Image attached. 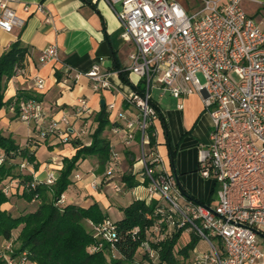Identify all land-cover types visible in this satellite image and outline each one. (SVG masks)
<instances>
[{
    "label": "built area",
    "instance_id": "2783aa9c",
    "mask_svg": "<svg viewBox=\"0 0 264 264\" xmlns=\"http://www.w3.org/2000/svg\"><path fill=\"white\" fill-rule=\"evenodd\" d=\"M105 1L121 21V37L135 46L127 71L137 77L136 87L141 86L125 99L135 109L134 115L119 113L111 131L122 134L125 144H139L147 202H159L155 221L147 230L150 236L141 246L148 257L136 264H159L152 243L162 240L169 229L182 228L195 231L209 245V250L196 252L193 264H258L264 255L258 241L259 235L264 236V29L243 9L244 0H203V6L193 13L176 0ZM23 8L29 12L31 6ZM0 9V28L11 32L21 20L10 0H0ZM37 9L43 11V5L38 4ZM58 60L60 52L54 44L39 54L41 64ZM24 73L25 68L20 67L14 75ZM86 75L94 91L112 87L98 62ZM35 85L44 88V79L38 77ZM159 86L178 99L198 94L203 110L211 116L210 140L198 146L199 172L214 182L211 202L184 193L151 140L156 138L154 127L159 119L152 89ZM77 101L73 116L84 121L93 111L87 98ZM12 104L19 119L34 124L42 139L53 135L68 143L88 131L86 122L77 128L68 115L61 120L48 118L38 99L22 97ZM115 106L111 103L109 108ZM120 158L112 150L107 176L114 174ZM4 159L0 152V165ZM27 165L23 160L20 167L24 170ZM57 177L51 172L45 182L53 184ZM113 188L122 191L117 183ZM4 191L9 193L6 188ZM64 202L63 193L58 203ZM114 224L106 218L93 225L100 242L92 251L101 249L104 242L116 250L119 236ZM139 230L137 226L135 231ZM5 250L0 253L6 264L30 263L26 251L12 255V242Z\"/></svg>",
    "mask_w": 264,
    "mask_h": 264
},
{
    "label": "crops",
    "instance_id": "0c3cea01",
    "mask_svg": "<svg viewBox=\"0 0 264 264\" xmlns=\"http://www.w3.org/2000/svg\"><path fill=\"white\" fill-rule=\"evenodd\" d=\"M10 1L21 22L17 23L11 32L0 28V58L10 45L18 40L28 50L22 66L25 73L13 75L7 83L4 96L6 104L0 110V127L6 135L12 134L17 143L28 147L34 153L37 167L28 163L27 167L20 171L33 174L37 181L43 182L51 172L59 176L63 159L71 158L78 145L91 144L92 133L97 126L95 116L103 108H106L111 123H114L121 112L129 116L134 115L135 109L125 99L135 90L138 83L137 77L127 71L132 63L130 54L135 46L121 37V21L116 11L105 0ZM176 1L189 13L196 12L203 6V0ZM225 1L227 0H221ZM25 4L31 6L29 12L24 10ZM38 4L43 5V11L37 9ZM242 6L264 29V0H244ZM47 17H50L49 20ZM50 44L58 47L60 60L39 63L40 52ZM97 62L108 75L112 85L110 89L94 91L91 87L92 80L86 73ZM122 70L126 72L125 77L121 75ZM77 74H80L78 78ZM38 77L44 79L45 86L42 89H37L35 85ZM20 91L28 97L42 101L48 118L61 120L63 116L68 115L77 128L86 122L87 133L73 136L68 143L61 142L58 136L53 135L42 139L34 124L21 121L18 113L11 109ZM82 97L88 99L93 111L84 121L73 116L77 100ZM152 98L160 110L154 127L155 143L165 167L176 175L179 186L188 195L200 202L213 201L214 182L202 176L198 163V146L209 142L212 128L211 116L203 110L202 98L198 94H191L178 99L160 86L152 89ZM111 103H115L114 109L109 108ZM111 127L105 129L104 136L110 139L111 150L121 155L120 165L127 163L129 170H132L130 174L139 184L130 186L123 179L125 190L116 192L113 186L119 180L116 178L117 170L112 176H107V169L100 167L98 157L91 155L81 161L73 171L72 182L64 192V204L89 207L97 202L116 222L124 216L122 207L128 206L135 199L147 200L148 193L147 181L141 174L139 144H125L123 135L113 133ZM94 183L98 184L97 187H93ZM3 184L8 188L10 201L4 203L2 209L16 215L36 208L38 201L27 202L20 197L21 187L19 188L17 179L7 178ZM16 231L14 237L18 235L19 229ZM171 231L173 229H169L167 235ZM190 231L186 229L181 235L182 238L188 234L184 244L190 239ZM258 241L264 251V236L259 235ZM5 242V239L0 238V247H3ZM199 242L190 252L189 258L182 260L180 264H193L196 252L209 250L198 248ZM217 244L222 248L219 241ZM112 253L119 255L117 250ZM258 264H264V255Z\"/></svg>",
    "mask_w": 264,
    "mask_h": 264
},
{
    "label": "trees",
    "instance_id": "16d2710c",
    "mask_svg": "<svg viewBox=\"0 0 264 264\" xmlns=\"http://www.w3.org/2000/svg\"><path fill=\"white\" fill-rule=\"evenodd\" d=\"M27 50L18 40L12 43L0 58V110L6 104L4 96L7 83L15 74L16 68L23 66ZM125 74L122 70L121 75ZM135 88L140 89L141 86ZM22 97L28 96L20 91L17 100ZM153 104L160 115L157 104ZM95 120L97 126L92 133L91 144L78 145L71 158L63 159V167L53 184L39 182L33 174L20 171L23 160L37 167L34 153L28 147L17 143L12 134L6 135L0 127V152L6 156L4 163L0 165V237L11 240L14 238V231L19 229L15 239L18 247L14 249L13 256L26 251L29 261L37 264H136L144 256L148 257L145 253L138 259V254L143 242L150 236L147 230L155 221V208L159 203L157 200L147 202L146 199H135L128 206L121 208L124 216L114 224L119 236L116 243L119 255L112 253L108 242H104L103 247L97 251L91 250L100 240L95 238L93 230L87 226L88 223L96 225L110 218L99 203L95 202L89 207L58 203L71 184V175L81 161L95 155L99 159L100 167L106 168L111 160V142L104 136V131L113 123L110 122L106 108L96 114ZM151 140L156 142V138ZM7 178L18 180L21 198L28 202L38 201L34 210L13 215L10 211L2 209V205L10 201V196L5 193L3 187V181ZM123 179L130 186L139 184L132 174L124 175ZM182 190L184 191L183 188ZM137 226L140 230L136 232ZM185 230L186 228L173 229L162 240L152 243L158 252L159 264H180L182 260L189 258L190 252L200 241V236L192 230L189 241L180 245L179 241ZM0 264H6L1 253Z\"/></svg>",
    "mask_w": 264,
    "mask_h": 264
},
{
    "label": "rangeland",
    "instance_id": "374dc122",
    "mask_svg": "<svg viewBox=\"0 0 264 264\" xmlns=\"http://www.w3.org/2000/svg\"><path fill=\"white\" fill-rule=\"evenodd\" d=\"M191 13V12H190ZM200 79H202L203 80V78H202V76L200 75ZM140 150H139V158H140ZM129 158V161L131 162V156H129L128 157ZM129 162V163H130ZM141 164V163H140ZM129 165H127V163H123V164H121L120 165V162L118 163V168L119 169H116L117 171H116V173H117V176H116V178H118L119 180L116 182L118 185H121V187H122V192L125 190V185H123V177H124V175H128V174H130V172L132 173V170L130 171L129 169H130V167H128ZM132 168V167H131ZM115 173V172H114ZM4 187V189L6 188L7 190H8V188H7V186L6 185H4L3 186ZM23 199V198H22ZM28 202V201H27ZM90 229H92L93 230V224L92 223H88V225H87ZM93 232H94V230H93ZM16 233H17V231H15L14 232V234L16 235ZM188 234L186 233L185 235H183V237L180 239V241H179V244H184L186 241H187V238H188V236H187ZM18 236V235H17ZM17 236L16 237H14L13 239H11V240H7V239H5L6 240V242H5V245L3 246V247H0V252H4V251H6L5 249H6V246H7V244L9 243V242H12V244H13V249H16V247H18V243H15V239L17 238ZM0 238H2V237H0ZM2 239H4V238H2ZM198 248H200V249H205V250H207L208 248H209V246H208V244L205 242V240H203V238L200 240V242H199V245H198ZM145 254V251L143 250V249H141L140 251H139V254H138V259H141L142 258V255H144ZM147 257L146 256H144V258L143 259H146ZM142 259V260H143ZM29 264H32V262H30Z\"/></svg>",
    "mask_w": 264,
    "mask_h": 264
},
{
    "label": "water",
    "instance_id": "95a60500",
    "mask_svg": "<svg viewBox=\"0 0 264 264\" xmlns=\"http://www.w3.org/2000/svg\"><path fill=\"white\" fill-rule=\"evenodd\" d=\"M104 104V103H103Z\"/></svg>",
    "mask_w": 264,
    "mask_h": 264
}]
</instances>
